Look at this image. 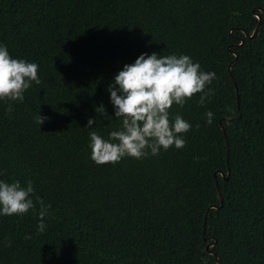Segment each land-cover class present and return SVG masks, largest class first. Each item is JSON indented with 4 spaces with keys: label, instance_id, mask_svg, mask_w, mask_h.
Listing matches in <instances>:
<instances>
[{
    "label": "trees",
    "instance_id": "1",
    "mask_svg": "<svg viewBox=\"0 0 264 264\" xmlns=\"http://www.w3.org/2000/svg\"><path fill=\"white\" fill-rule=\"evenodd\" d=\"M260 7L264 0H0V46L36 63L41 80L23 102L0 101V180L31 181L35 205L0 215V264H264ZM256 13L251 38L243 29L253 33ZM153 52L188 55L214 72L204 90L212 94L203 106L197 93L170 110L191 124L183 148L98 165L89 133L107 140L122 124L108 87ZM217 184L224 203L212 208ZM37 197L51 205L42 233Z\"/></svg>",
    "mask_w": 264,
    "mask_h": 264
},
{
    "label": "clouds",
    "instance_id": "2",
    "mask_svg": "<svg viewBox=\"0 0 264 264\" xmlns=\"http://www.w3.org/2000/svg\"><path fill=\"white\" fill-rule=\"evenodd\" d=\"M215 78L214 72L201 71L199 63L188 55L142 53L134 63L125 64L108 87L115 117L122 120L120 130L111 131L107 140L95 131L90 132L91 159L98 165L116 164L126 156L141 159L149 154L158 155L161 148L168 150L173 145L183 148L186 141L182 134L191 129V124L178 114L174 120L170 119V110L173 105L183 107L197 93H202L198 103L203 106L212 94L210 89L204 90ZM32 82L41 84L38 65L13 58L6 46H0V101L23 102ZM12 110L9 104L6 112L11 114ZM96 111L101 117H111L103 105ZM205 115L206 122L211 124L214 114L208 111ZM46 119L40 114L36 116L39 125ZM95 122L90 118L87 126ZM33 192L31 181L22 187L19 180L12 183L0 180V215L26 214L35 206L30 198ZM37 200L41 205L37 230L42 233L46 227L44 217L51 205L45 206L39 197Z\"/></svg>",
    "mask_w": 264,
    "mask_h": 264
},
{
    "label": "water",
    "instance_id": "3",
    "mask_svg": "<svg viewBox=\"0 0 264 264\" xmlns=\"http://www.w3.org/2000/svg\"><path fill=\"white\" fill-rule=\"evenodd\" d=\"M260 10H261L262 12H264V8H261V7H260ZM256 16L259 18V23H258V25L255 27L253 33H252V34H249L246 30L243 29V31L245 32L246 36L251 37V38L254 37V36L257 34V31H258V29H259V27H260V24H261V22H262V17H261V15H260V13H256ZM243 42H244V40L242 39V40H241V43H240L239 45H242ZM237 59H238V54H235V59H234L233 62L230 63L229 66H228V70H229L230 73H231V66L233 65V63H234ZM234 83H235L236 88H237V83H236V81H234ZM239 102H240V97H239V95L237 94L238 108H239ZM240 117H241V116L239 115L238 118H240ZM233 119H234V118H228V119H226V120L231 121V120H233ZM222 129H223V132H224V135H225V138H226L227 159H228V158H229L228 137H227L226 129H225L224 127H222ZM217 173H218V172H215V174H214V175H215L216 182H217ZM229 174H230V171H228V176H229ZM228 176L226 177V179H228ZM217 183H218V182H217ZM217 189H218V194H219V197H220V205L213 204V205L211 206L212 208L222 207V205H223V203H224L223 195H222V192H221L220 187H219L218 184H217ZM206 218H207V212H206V215H205V222H204V228H203V232H204V233H206ZM207 239H209V238H206L205 240H207ZM215 242H216V240H215ZM215 242H214V243H215ZM214 243H212V242L208 243L207 246H206V249H207V251H208L209 253L214 254L215 258H216L217 261H218V257H217V255L211 250V247L214 245Z\"/></svg>",
    "mask_w": 264,
    "mask_h": 264
}]
</instances>
